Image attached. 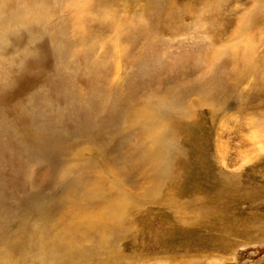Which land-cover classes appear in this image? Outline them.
Wrapping results in <instances>:
<instances>
[{"label":"rangeland","instance_id":"obj_1","mask_svg":"<svg viewBox=\"0 0 264 264\" xmlns=\"http://www.w3.org/2000/svg\"><path fill=\"white\" fill-rule=\"evenodd\" d=\"M160 102L176 106L157 124L145 107ZM163 126L170 170L151 183L133 168ZM92 163L125 195L103 234L86 221L103 209L85 201ZM68 240L76 255L43 259ZM8 254L264 264V0H0V261Z\"/></svg>","mask_w":264,"mask_h":264},{"label":"bare ground","instance_id":"obj_2","mask_svg":"<svg viewBox=\"0 0 264 264\" xmlns=\"http://www.w3.org/2000/svg\"><path fill=\"white\" fill-rule=\"evenodd\" d=\"M245 47V46H244ZM254 47V46H253ZM247 50V49H246ZM245 54V51H244ZM243 54V57H244ZM237 56V55H236ZM251 56V55H250ZM175 104L173 102H160L159 104L156 105V107L154 109L151 108L150 104H147L145 109L147 110H152L153 112V116L151 118V121L153 120H157V124L159 123H163L164 121H166V118L168 117L169 111L175 108ZM146 110L142 109L141 111H139L136 114V120L138 122L139 125H144L147 122V117H146ZM176 115V114H174ZM172 116V115H171ZM176 117V116H175ZM179 117V116H178ZM173 118V117H172ZM162 120V121H160ZM153 125H148V127H152ZM166 129V126H163L160 131L152 134L148 140H147V148L144 149V154H142L141 156L139 155L140 153H136L138 154L140 157L136 159L135 164L136 167H132L133 171L135 172V170H137L140 174L148 175L149 180L151 181V183L156 182V180L158 179H162L164 178V175L168 173L167 170H170V159L169 156L171 155L172 149L170 147L169 144H167L165 142V140H163L164 138V131ZM145 147V145H144ZM136 148V147H135ZM36 150V149H35ZM133 150V149H132ZM134 152H136L134 150ZM135 154V156H136ZM132 156V155H131ZM134 156V155H133ZM132 158V157H129ZM168 158V160H167ZM80 161V160H79ZM77 160L78 163H80L79 165H76L78 167L84 165L85 163H87L86 161H80L79 162ZM134 161V160H133ZM129 162V161H128ZM66 163V161H65ZM134 164V163H132ZM73 165V164H72ZM87 165V164H86ZM73 168L75 166H72ZM84 167V166H83ZM68 168V167H67ZM82 168V167H81ZM87 168L89 169H93L95 176L93 178V181L90 184H87L85 186V191L86 192V197H85V201L86 202H90L91 207L93 206V204L99 203L101 206L102 211L101 212H96L95 215L91 216L90 218L86 217V221H91L90 224L92 225L91 227V231H98L102 228H104L107 224L108 221L112 220L115 218V220H119V214L118 212H120V214L122 213V199L125 197L124 194H122V190H120V178L116 175V176H112L114 178V180H107L104 178V174L103 170H98L96 164H88ZM86 169V168H85ZM118 169V168H116ZM115 169V170H116ZM70 170V168H69ZM80 170V169H79ZM78 170V171H79ZM68 172V170H66ZM72 171V169H71ZM90 171V170H89ZM88 171V172H89ZM62 172V171H61ZM66 172V173H67ZM81 172V171H80ZM112 172V171H111ZM64 174V173H62ZM72 174V173H71ZM92 174V173H91ZM70 175V174H69ZM75 175V174H74ZM84 175V174H83ZM114 175V173H113ZM61 176V175H60ZM80 176V175H79ZM110 176V177H111ZM65 177V176H64ZM71 177V176H70ZM84 178V177H83ZM81 177V180L83 179ZM64 179V178H63ZM80 179V177H79ZM147 179V177H146ZM69 180V179H68ZM105 181V186L101 189V184L102 182ZM87 182V181H86ZM77 183V182H76ZM65 184V182H64ZM71 184V183H69ZM79 184V183H77ZM84 184V183H83ZM82 184V185H83ZM85 185V184H84ZM74 187V186H73ZM80 188V187H79ZM75 189V188H74ZM73 190V189H72ZM79 191V190H78ZM81 192V191H80ZM78 193V192H77ZM83 195V194H82ZM78 196V195H77ZM85 196V195H84ZM127 196V195H126ZM80 197V196H79ZM83 198V197H82ZM78 199V198H77ZM84 199V198H83ZM79 201V200H78ZM128 202V201H127ZM127 205V203H126ZM125 205V206H126ZM89 207V206H88ZM86 214V212L84 211H80V215L82 216L83 214ZM115 213V214H114ZM78 219V218H77ZM110 223V222H109ZM89 224V225H90ZM90 228V227H89ZM87 231V230H86ZM100 233L101 230H100ZM38 235L41 236V232L37 233ZM103 234V233H102ZM42 237V236H41ZM50 237V236H49ZM48 237V238H49ZM43 238V237H42ZM45 238V237H44ZM47 238V237H46ZM61 238V237H59ZM80 238V237H79ZM39 239V236L38 238ZM55 239V238H54ZM47 240V239H46ZM53 241V240H52ZM58 242V241H57ZM52 243L51 244V248L47 249L44 255V260L47 259V257L50 259V261H59L60 258H62L65 254L70 253L71 255H76L78 253V251L74 250L71 246H72V241L68 240L67 243L65 245L59 244V243ZM33 243V242H32ZM37 243V241H36ZM49 244V243H48ZM33 246V245H32ZM65 246V248H63L62 250H59L60 247ZM37 247H39L37 245ZM61 249V248H60ZM5 251V250H4ZM38 251V250H37ZM61 251V252H60ZM6 252V251H5ZM32 252V251H31ZM42 252V251H41ZM44 253V252H43ZM2 254V253H1ZM7 254V253H6ZM4 255V254H3ZM32 256V255H31ZM36 256V255H35ZM12 257V255H11ZM37 257V256H36ZM40 257V256H39ZM10 259L9 254L7 255L6 259L3 261H0V263L2 264H6L8 263V260ZM10 261V260H9ZM11 262V261H10ZM10 264V263H8Z\"/></svg>","mask_w":264,"mask_h":264}]
</instances>
